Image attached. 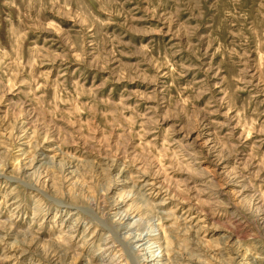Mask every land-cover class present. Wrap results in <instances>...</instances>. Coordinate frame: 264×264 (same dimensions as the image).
Returning a JSON list of instances; mask_svg holds the SVG:
<instances>
[{
  "label": "rangeland",
  "instance_id": "374dc122",
  "mask_svg": "<svg viewBox=\"0 0 264 264\" xmlns=\"http://www.w3.org/2000/svg\"><path fill=\"white\" fill-rule=\"evenodd\" d=\"M152 259L264 264V0H0V264Z\"/></svg>",
  "mask_w": 264,
  "mask_h": 264
},
{
  "label": "bare ground",
  "instance_id": "6f19581e",
  "mask_svg": "<svg viewBox=\"0 0 264 264\" xmlns=\"http://www.w3.org/2000/svg\"><path fill=\"white\" fill-rule=\"evenodd\" d=\"M129 218V217H128ZM127 220V219H126ZM123 221V220H122ZM128 221V220H127ZM145 241V240H144ZM137 242H143V239H140V240H138ZM142 246H139V248H141ZM136 248V247H135ZM138 249V248H137ZM139 250V249H138ZM140 250H143V249H140ZM143 252V251H142ZM150 253V252H149ZM156 259H157V257H156ZM157 263H159V262H157ZM147 264H156V262H155V260L154 259H152V260H150V262H148Z\"/></svg>",
  "mask_w": 264,
  "mask_h": 264
}]
</instances>
